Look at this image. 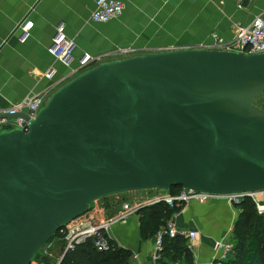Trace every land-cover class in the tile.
Wrapping results in <instances>:
<instances>
[{
    "label": "water",
    "instance_id": "obj_1",
    "mask_svg": "<svg viewBox=\"0 0 264 264\" xmlns=\"http://www.w3.org/2000/svg\"><path fill=\"white\" fill-rule=\"evenodd\" d=\"M264 52L183 47L100 62L0 131V264H29L92 202L174 186L264 190ZM126 264H131L130 262Z\"/></svg>",
    "mask_w": 264,
    "mask_h": 264
},
{
    "label": "crops",
    "instance_id": "obj_2",
    "mask_svg": "<svg viewBox=\"0 0 264 264\" xmlns=\"http://www.w3.org/2000/svg\"><path fill=\"white\" fill-rule=\"evenodd\" d=\"M96 1L0 0L1 111L32 91L47 89L51 95L72 78L84 54L101 57L100 63L173 48L202 47L212 42L214 33L230 39L239 24H250L256 15L264 14V0H247L244 8H238L237 0H122L123 13L103 23L91 19ZM28 23L32 28L27 35L23 27ZM61 24L76 42L73 54L64 61L48 51ZM129 48L130 52L120 51ZM4 130L8 127L0 125V131ZM103 208L113 215L121 206L115 199ZM240 213L239 206L215 199L187 203L172 217L180 229L197 231L196 238L189 240L195 264H219L216 243L231 240ZM111 235L120 246L132 250L131 264H153L154 239L141 238L138 212L115 224Z\"/></svg>",
    "mask_w": 264,
    "mask_h": 264
},
{
    "label": "built area",
    "instance_id": "obj_3",
    "mask_svg": "<svg viewBox=\"0 0 264 264\" xmlns=\"http://www.w3.org/2000/svg\"><path fill=\"white\" fill-rule=\"evenodd\" d=\"M247 0H237L238 8H244ZM125 5L122 0H97L96 7L92 12L91 19L96 22H109L114 18H118L124 11ZM32 28V23H28L23 27V32L27 35ZM212 42L205 44L202 47L210 49L229 50L243 53H262L264 52V14L256 15L250 24H239L234 37L227 39L217 33L212 35ZM23 38L22 40H24ZM76 47V42L67 36L65 26L58 25L56 33L52 39V43L48 51L56 59L64 61L68 56L73 54ZM122 53L130 52L129 49H121ZM101 57H94L89 54H84L79 60V67L72 71L71 76L88 69L99 61ZM47 77L51 74L47 73ZM50 92L47 89L40 91H32L20 102L12 105L4 112L0 110V116L8 114L15 116L19 113H26L29 119H34L39 111L45 106L50 97ZM30 120L24 117H12L0 119V125H6L8 130L21 129L29 130ZM140 195L132 196L131 198H117L121 208L113 215L106 214V211L100 206L97 201L90 205L89 210L82 216L76 218L71 223L63 227L60 232L64 235L65 248L58 255H51L49 251L43 247L32 259L29 264H61L63 256L67 251L75 250V248L93 238L94 244L99 251H108L112 247L111 228L136 214L142 207L152 205L161 201L167 202L170 206H174L176 202H207L215 199H224L231 204L237 205L246 197H251L256 203L259 214H264V190L258 192H236L227 195H219L209 192H199L191 189L183 188L178 194H170L169 191L160 189H146ZM122 193L116 194L120 195ZM182 235L188 240H194L197 236L196 230L180 229L171 217L165 227L160 229L154 238V250L152 253L153 264L161 263V250L163 249V241L166 236L174 237ZM234 243L228 239H222L216 243V248L219 252L220 263L225 261L229 254L233 251ZM49 258L50 260H46ZM169 264H176L170 262Z\"/></svg>",
    "mask_w": 264,
    "mask_h": 264
},
{
    "label": "trees",
    "instance_id": "obj_4",
    "mask_svg": "<svg viewBox=\"0 0 264 264\" xmlns=\"http://www.w3.org/2000/svg\"><path fill=\"white\" fill-rule=\"evenodd\" d=\"M182 189L183 187L174 186L169 192L175 195ZM184 206V202H176L174 206H170L167 202L161 201L142 207L138 211L141 238L154 239L156 233L165 227L173 214L181 211ZM237 206L240 207L241 213L234 227L233 251L222 264H264V214L258 213L256 203L251 197H246ZM240 224L247 225L249 227L247 231L238 230ZM57 237L62 249L60 253H62L65 248V241L60 230L52 239ZM111 242L110 250L99 251L94 244V239L90 238L79 244L75 250L67 251L61 264H126L130 262L132 250L120 246L114 239H111ZM161 256L162 264H169L170 262L195 264L189 240L182 235L166 236L163 241ZM46 260L50 259L47 258Z\"/></svg>",
    "mask_w": 264,
    "mask_h": 264
},
{
    "label": "rangeland",
    "instance_id": "obj_5",
    "mask_svg": "<svg viewBox=\"0 0 264 264\" xmlns=\"http://www.w3.org/2000/svg\"><path fill=\"white\" fill-rule=\"evenodd\" d=\"M254 102H255L256 105H258L259 107L264 109V94L261 95L260 97L256 98ZM145 190L127 191V192H122V194H120V195H116V194L115 195H110V196L106 197L105 199L104 198L100 199L97 203L100 206L103 207V206L107 205L109 202H111V201H113V200H115L117 198L121 197V198H128L129 199L132 196H134L135 194L140 193V191H145ZM91 204H93V202ZM247 228H249V227L247 225H244V224H240L238 226V230L247 231ZM234 235H235V233L231 236V240H230L233 243H234V241L232 239L234 238ZM58 240H59L58 237L50 240V242H48L44 246L45 248H44L43 252L45 250H47V251L50 252L51 255H58L61 252V250H62L61 247H60V244L58 243Z\"/></svg>",
    "mask_w": 264,
    "mask_h": 264
}]
</instances>
